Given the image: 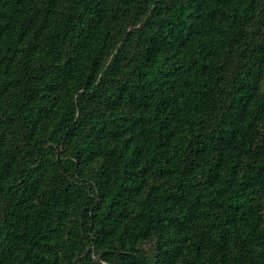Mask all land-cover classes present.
Returning a JSON list of instances; mask_svg holds the SVG:
<instances>
[{
    "label": "trees",
    "instance_id": "obj_1",
    "mask_svg": "<svg viewBox=\"0 0 264 264\" xmlns=\"http://www.w3.org/2000/svg\"><path fill=\"white\" fill-rule=\"evenodd\" d=\"M0 264H264V0H0Z\"/></svg>",
    "mask_w": 264,
    "mask_h": 264
}]
</instances>
